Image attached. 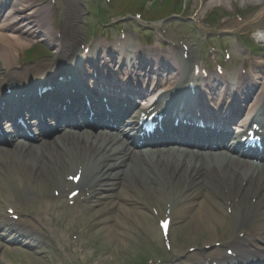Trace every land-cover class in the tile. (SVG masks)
<instances>
[{
	"label": "bare ground",
	"instance_id": "bare-ground-1",
	"mask_svg": "<svg viewBox=\"0 0 264 264\" xmlns=\"http://www.w3.org/2000/svg\"><path fill=\"white\" fill-rule=\"evenodd\" d=\"M21 2L18 3L19 6L27 7L31 1L33 0H19ZM78 3H80V0H76ZM217 1L222 2H231L230 0H210L208 4L212 3H220ZM195 3H199L204 5L205 7V1L204 0H195ZM67 5V3H64ZM79 10L75 12L74 16H78ZM81 14V10H80ZM33 15V11L30 13H27L26 16ZM198 18V17H196ZM77 33L74 34V37H77ZM27 41L26 37H21L20 35H12L8 34L5 35L3 33H0V60L1 62H8L11 61L10 59L15 56L17 53L18 47H23ZM177 48L170 46L167 50L168 53H171V57L175 58L176 54H178L179 51L176 50ZM197 48L193 47L192 45L189 46V52L187 56L192 55ZM182 51V50H181ZM103 53H114V46L113 44H107V43H101L97 51H94L90 54V56L94 59H100L101 63L104 62L105 57L102 55ZM121 52L128 53L131 55H134L133 48L131 46H124L121 48ZM130 62L133 63L134 60L129 58ZM123 63L119 64V67L122 66ZM126 65V64H124ZM91 67V66H90ZM93 67V66H92ZM106 70H109L111 68V63H106L103 66ZM264 67V61H259L257 64V70L255 71L254 77H258V72H261ZM105 73H107L104 70ZM229 73L224 76L226 80L224 82L218 81L219 86L225 87L228 86L229 83H233L234 85L241 80H244L245 77L243 74L238 73L237 77L233 78L229 76ZM78 77V72L74 75V78ZM223 77V76H221ZM257 79L252 81L254 83ZM58 84V83H56ZM170 85L173 86L174 82L170 81ZM214 85L212 87H207V91H216V89H213ZM255 91H257V87L254 88ZM259 92V90L257 91ZM68 92H66L67 94ZM69 94V93H68ZM253 94V89L245 93L244 99L249 98ZM64 95V93H62ZM257 98V96H254ZM66 98H64L65 100ZM71 101V100H70ZM68 100L66 104L70 103ZM65 113H61V116H64ZM99 120V119H98ZM97 120V121H98ZM28 123L31 125V122L28 121ZM36 126L45 129L47 132H54L55 135H57L56 131V124L52 122H40L37 121ZM125 133L127 130H124ZM59 136H54L52 139H56ZM50 139V140H52ZM60 145H59V144ZM47 145V144H46ZM5 153L0 151V159L1 165H0V171L4 170V174H0V191L3 193H6L10 188H12L14 185H20L23 190L27 189V186L31 185L33 188L39 190L41 189V192L43 190H46L48 187V184H43V182H49L52 183L54 181V186L62 187L66 181L65 176H61V171H75V166L77 163L83 159L88 160L90 157L94 155H98L101 153H104L106 149L109 150V147L106 144L103 143H91V142H85V143H78V144H68L67 142L59 141V142H53L47 146V148H44L40 153H36L32 151V149L27 150L24 147L19 146L17 149L21 152L19 154H13L12 149H5L3 148ZM170 155V154H169ZM154 158V157H151ZM154 160H147L145 163L138 162L139 167H143L144 164H146L147 167L142 168V176H139L138 174L134 175L132 180L137 181L139 178L142 182L141 184L136 183L134 185V188L138 190H147L146 196H148L149 199H153V197H156L157 199H160L161 195L163 194L164 190L161 186H159L157 183V179H153L152 183L148 184L145 182L148 178H152L155 176L154 174L160 172V176L163 178V180L166 179V177H169L170 179H174L173 183L175 185H178L181 183L182 179L179 176V173L176 171L177 169H184L186 167V164L182 161L183 158H174V161L177 162H170L169 160H166V157L158 156L155 157ZM150 162V164H149ZM155 165V166H153ZM155 167V169H154ZM218 170H222L221 168L217 167ZM159 169V170H158ZM176 169V170H175ZM236 169V168H233ZM153 170V172H152ZM158 170V172L154 173V171ZM224 177L227 179L235 181L232 183H228V192L233 193L235 196H239V198L233 197L234 201L231 199L226 198V194L224 192L225 188H221V197L225 200V206L233 204L231 207L233 209H241L244 207H247L251 204L252 199L254 197L262 198V192L264 190V180L261 178L264 176V172H255L256 178H248L250 176H243V177H236V175L232 173H223ZM62 177V178H61ZM64 179V181H63ZM146 179V180H145ZM9 181L10 184H8L6 187H3L2 183ZM144 184L145 189H143L141 186ZM168 182V181H166ZM171 186V184H169ZM243 188V190L240 192L239 187ZM124 188V184L121 186ZM183 187L187 188L188 186L183 185ZM131 193H123L121 195V198L123 200H126V198L130 201H132V204H137L142 201L141 197L137 196V193L134 191V189L130 188L129 190ZM220 193V192H219ZM215 199V198H213ZM235 199L237 201L235 202ZM115 201V200H114ZM109 203V202H108ZM115 204H120L118 201H115ZM257 205V201L254 203L253 206ZM112 206L106 207L107 210H111ZM118 208V207H115ZM114 208V209H115ZM225 207L222 204H219L215 200L210 201V195H204V200L200 202V206L196 207L190 215H192V219L187 225L188 228H191V231H196V227L199 225L202 227H205L207 230H212L213 226H217L218 224L224 225L225 219L223 218ZM136 212V210L126 209L122 208L120 210V215L116 216L115 218V225L120 226L123 228L126 232L130 231L134 225L135 221L132 219L133 213ZM4 220V219H3ZM126 220V221H124ZM193 221V222H192ZM231 222H233L231 220ZM198 224V225H197ZM229 224V222L227 223ZM226 224V225H227ZM20 232H25V229L20 228ZM258 240L250 239V245L253 246L254 242H257Z\"/></svg>",
	"mask_w": 264,
	"mask_h": 264
},
{
	"label": "rangeland",
	"instance_id": "rangeland-1",
	"mask_svg": "<svg viewBox=\"0 0 264 264\" xmlns=\"http://www.w3.org/2000/svg\"><path fill=\"white\" fill-rule=\"evenodd\" d=\"M255 7V9L262 10L264 9V4ZM191 11L192 10L186 13L189 14ZM253 11V9H250L249 15H251ZM144 215L146 216V214ZM90 228L91 229L85 232V240L82 244V246L85 247L83 249L84 253L75 254L65 249V246L60 247L62 252H56L58 258L55 261H59L62 257V264H139L141 259L146 256V253L155 248L154 244L156 238L150 237L146 233V229L143 230L140 227L137 228V230L133 229L131 234L125 237L126 240H123V236L125 235H118L115 239V243L110 242L108 245L105 241V235L100 233L103 226L99 228L90 226ZM87 235L90 239L89 243L86 240ZM152 236H155V234H152ZM47 257V260H51L49 256ZM13 258H17L22 263H49L47 260L44 262L41 261L43 257L39 258L38 256H31V258L28 259V254L23 255L20 251H18Z\"/></svg>",
	"mask_w": 264,
	"mask_h": 264
},
{
	"label": "snow or ice",
	"instance_id": "snow-or-ice-1",
	"mask_svg": "<svg viewBox=\"0 0 264 264\" xmlns=\"http://www.w3.org/2000/svg\"><path fill=\"white\" fill-rule=\"evenodd\" d=\"M69 179H73V180H76V181H78V177H69ZM75 195V194H74ZM166 225H167V221H165V222H162V226H165L166 227Z\"/></svg>",
	"mask_w": 264,
	"mask_h": 264
}]
</instances>
